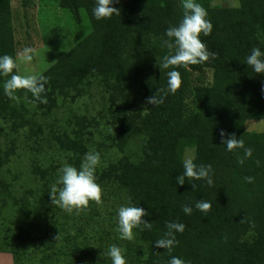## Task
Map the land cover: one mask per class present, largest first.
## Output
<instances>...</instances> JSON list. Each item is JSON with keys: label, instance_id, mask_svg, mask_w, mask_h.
<instances>
[{"label": "trees", "instance_id": "obj_1", "mask_svg": "<svg viewBox=\"0 0 264 264\" xmlns=\"http://www.w3.org/2000/svg\"><path fill=\"white\" fill-rule=\"evenodd\" d=\"M195 2L213 25L211 34L200 39L217 58L193 65L191 71L176 69L181 87L159 106L146 99L157 90L162 96L167 92L172 69L159 68L168 54L161 43L166 30L182 20V0H113L111 6L121 14L101 20L93 15L96 0H58L78 24L84 11L92 30L42 73L49 78L41 94L47 103L30 102L34 98L24 90L10 99L3 88L8 77L0 75V253L10 254L13 264H111L108 256L79 239L82 232L65 230L60 207L51 204L48 194L59 173L45 151L29 156L31 184L21 193L1 175L16 157L23 134L26 147L41 145L45 131L40 119L95 89L106 101L103 113L113 145L123 154L96 170V182L124 193L126 206L144 208L148 215L142 219L152 224L151 230H141L142 225L133 229L126 264H169L172 256L185 264H264V130L246 128L249 121L264 124V74L246 64L253 48L264 53V0H237L238 6L223 7L212 0ZM12 3L0 0V56L11 55L17 62ZM190 96L198 111L186 115ZM97 125L94 115L73 114L66 126L49 132V144L79 168ZM233 133L253 150L242 165L237 161L244 149L230 152L222 144ZM136 142L135 157L124 155ZM190 153L195 164L212 165V186L204 179L177 183ZM201 199L211 203L209 212L195 208ZM183 205L192 207L191 215ZM166 222L185 225L175 233L179 243L170 253L154 245L167 231Z\"/></svg>", "mask_w": 264, "mask_h": 264}, {"label": "rangeland", "instance_id": "obj_2", "mask_svg": "<svg viewBox=\"0 0 264 264\" xmlns=\"http://www.w3.org/2000/svg\"><path fill=\"white\" fill-rule=\"evenodd\" d=\"M213 4L219 7L238 6L237 0H212ZM13 20L15 35V51H22L25 47L35 49V55L30 63L20 62L18 59V74L36 75L42 74L65 53H67L76 43L91 33V24L88 15L81 12V22H75L72 14L62 10L58 5V0H13ZM195 82L197 75L194 76ZM212 72L206 71V82L209 83ZM105 99L99 90L79 100L74 105H61V107L51 116L43 117L40 122L45 131L40 141L41 145L35 148L25 146L24 134L20 138L19 150L10 165L2 170L1 175L15 182L18 191L29 187V176L27 175L28 158L32 155L43 154L48 156L46 160H51L60 169L69 164L75 166L69 155L60 152L57 148L49 144V132L59 126H66L67 119L73 114L94 115L98 118V125L92 130L93 133L88 141L89 151L100 154L101 160L97 169H101L111 162L120 158L121 154L113 145L112 130L107 124L104 115ZM186 115H191L198 111L193 96L186 100ZM0 127L3 125L0 124ZM249 131L261 132L264 130L262 121H249L246 125ZM34 141V137H33ZM138 142L132 149L128 148L124 155L135 157L138 153ZM37 148V149H36ZM192 153H190V157ZM102 189V203L97 205L90 201L88 209L81 211L78 215L75 211L67 213L61 208L58 209L61 223L68 226L66 231L71 234L82 232L79 239L92 245L100 256H107L105 253L109 246L116 245L121 248L124 255L127 251L128 240L120 239L118 232V209L126 206L125 194L110 186H100ZM20 192V193H21Z\"/></svg>", "mask_w": 264, "mask_h": 264}, {"label": "clouds", "instance_id": "obj_3", "mask_svg": "<svg viewBox=\"0 0 264 264\" xmlns=\"http://www.w3.org/2000/svg\"><path fill=\"white\" fill-rule=\"evenodd\" d=\"M113 0H96L93 8V15L97 20L111 18L113 14L120 15V10L111 6ZM183 17L176 26H170L166 30L167 39H163L162 48L168 49V54L164 55L162 62L159 64L161 72L166 69H172L167 72V92L160 95L159 90L146 99L147 104L159 106L163 104L165 96L170 92L175 94L182 84L181 74L176 69L184 68L191 71L193 65H202L207 62L210 57L217 58V53L210 52L205 43L200 39L201 34L208 36L211 34L213 25L206 19L207 11L195 0H182ZM35 55V49L25 47L17 53V59L20 62L30 63ZM264 53L259 48H253L251 53L246 57V64L250 66L255 73L264 74ZM18 65L11 55L5 54L0 56V75L8 77L4 84V93L10 99L16 100L17 91L24 90L25 93L30 92L34 98L32 103L39 101L47 103L46 98L42 97L45 92V85L49 78L42 74L36 75H20L13 74L14 69ZM27 98V97H25ZM221 137H225L224 130L220 132ZM222 144L226 146L228 151H234L238 148L244 149V156L238 158V163L243 164L246 158L252 156V149L245 148L244 141L237 139L235 133L225 139ZM100 154L95 151L87 152L79 166V168L65 164L60 169V175L49 191L51 204L60 207L69 214L74 211L78 215L81 211L88 209L90 201L97 205L102 203V189L96 182V170L100 164ZM259 164V161H257ZM183 173L176 177L177 183L183 185L185 179L188 181L206 180L209 186L213 185L210 175L212 173V165H197L193 158H186L183 161ZM246 182H253L254 177H245ZM59 185V187H58ZM195 188L196 185L193 184ZM195 208L203 213L211 210L212 205L203 199L196 201ZM182 210L186 215H191L192 207L183 205ZM148 215L142 207L137 206H121L118 209V232L120 239L131 241L134 239V228L141 230H151L152 224L142 219ZM167 231L164 236L154 242L155 247L163 248L169 253L173 247L179 243L175 239V233L184 231L185 225L177 222H166ZM110 259L111 264H126L124 255L120 247L111 245L105 253ZM169 264H185V261L179 257L172 256Z\"/></svg>", "mask_w": 264, "mask_h": 264}, {"label": "crops", "instance_id": "obj_4", "mask_svg": "<svg viewBox=\"0 0 264 264\" xmlns=\"http://www.w3.org/2000/svg\"><path fill=\"white\" fill-rule=\"evenodd\" d=\"M0 264H13L12 256L7 253H0Z\"/></svg>", "mask_w": 264, "mask_h": 264}]
</instances>
